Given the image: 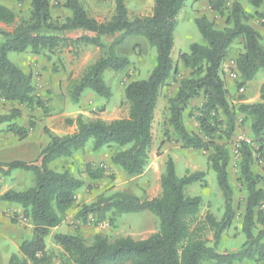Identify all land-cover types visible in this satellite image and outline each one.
Masks as SVG:
<instances>
[{
    "label": "trees",
    "instance_id": "trees-1",
    "mask_svg": "<svg viewBox=\"0 0 264 264\" xmlns=\"http://www.w3.org/2000/svg\"><path fill=\"white\" fill-rule=\"evenodd\" d=\"M14 1L18 5L28 3V14L27 18L18 19L11 8L0 3V23L12 27L8 32L0 29L3 38L0 42V100L4 102L47 111L46 102L36 95L32 75L8 60L7 55L11 52L29 51L39 55L44 51L80 45L98 48L99 57L78 79L70 80L67 85L68 97L73 104L79 103L85 91L104 99L110 98L111 91L102 76L106 70L121 73L129 68L128 59L114 51L127 37L145 38L156 50V65L146 80H133L125 85L123 95L128 104L127 117L106 122L78 115L74 120H67L68 125H75L71 134L57 136L44 130L48 142L33 161L0 163L3 176L13 170H24L30 171L34 177L32 187L24 191L8 190L0 196L2 202L19 206L23 217L32 226L30 237L20 242L17 254L10 255L8 264L51 262L45 238L74 208L76 192L84 186L83 181L70 171L53 170L51 164L55 161L72 157L92 140L94 153L103 148L112 149L110 162L125 176L135 178L143 174L149 163L157 99L166 82L175 79L179 66L189 73L178 79L177 90L168 99L166 125L172 129L182 148L200 150L206 155L207 168L215 173L223 197L220 220L207 213L203 222H198L201 198L185 193L188 186L204 181L206 172H186L178 177L174 161L168 157L159 178L161 190L158 196L141 200L133 194L116 192L83 205L76 213V218L81 221H85L88 215L101 221L108 212L148 211L158 218L156 232L143 240L120 237L109 241L96 234L93 242L87 244L75 229L74 234H54L53 242L70 264H243L246 260L264 264V175L252 170L256 162L264 174V82L259 89V101L244 103L246 99L241 96L233 104L228 99L222 70L231 44L240 39L242 52L236 57L233 68L239 76V85L251 81L259 71L264 72L261 36L250 26L253 16L240 0H208L211 12L225 16V27L216 29L205 15L196 17L194 22L206 45L192 44L190 52L181 53L175 65L170 57L173 33L177 15L186 0H154L149 16L134 18L128 16L124 0H114L113 13L103 22L89 16L80 0H62L61 7L69 12L63 18H53V0ZM245 1L255 11L264 9V0ZM104 38L113 40L107 43L103 42ZM196 99L201 101L200 105L188 112L190 103ZM186 112L195 119L197 132L187 130ZM20 116V110L13 109L8 115H0V125L6 124L7 132L23 140L33 123L30 121L28 128L19 126L16 121ZM240 118L249 124L250 135L258 143V148L253 149L249 143L241 141L236 148L239 159L237 180L245 192L241 215V232L245 241L235 251L219 252L220 238L231 227L236 214L229 181L230 151L227 144L233 138ZM85 174L91 180H100L104 171L87 164ZM203 227L212 231V244L201 236Z\"/></svg>",
    "mask_w": 264,
    "mask_h": 264
},
{
    "label": "rangeland",
    "instance_id": "rangeland-1",
    "mask_svg": "<svg viewBox=\"0 0 264 264\" xmlns=\"http://www.w3.org/2000/svg\"><path fill=\"white\" fill-rule=\"evenodd\" d=\"M80 2L89 16L97 19L98 22L108 20L113 13L114 0H80ZM124 2L128 11V16L134 18L138 16H149L152 12L154 0H124ZM240 2L248 13L255 17L251 18L252 22L256 20H260L261 22V20L264 19L263 8L255 11L245 0H240ZM0 3L11 8L16 13L18 19L27 18L28 3L25 5H18L14 0H0ZM62 3V0H53V9L51 10L53 18H63L69 15V12L61 7ZM255 13H261L263 16L259 17ZM202 15H205L207 19L214 24L216 29H223L226 25L225 16L221 17L209 10L208 0H186L176 18V26L173 33V47L170 54L173 65L178 63V57L181 53L187 54L190 52V46L192 44L206 45L194 22L196 17ZM6 29L10 30L12 27L6 26ZM112 40L113 38H104L103 42L109 43ZM2 41L3 38L0 36V42ZM260 42L264 46V39H261ZM71 48L72 50L71 52L69 51L68 55H64L63 49H56L53 52L44 51L39 55H34L29 51L20 54L11 52L7 55L11 63L17 67L23 68L25 66V73H30L32 75V84L35 87L36 95L43 96L42 99L46 102L47 111L43 112L37 107H31L29 109L23 105L18 106L0 100V115H8L13 109H19V107L23 110L27 109L25 115L27 117V122L29 123L31 121L33 123L31 129L34 130V139L38 141L43 137L48 141V137L44 130H49V128L45 124L35 123V120L38 119L39 122L43 123L45 118L54 117V121L58 122V125L64 124L65 126H69L67 124V119L69 118H64L63 114L66 112L70 114L75 113L76 106L78 107L81 103H85L86 105L85 110L89 112L90 116L88 119L94 120L99 117L101 113H104L102 117L107 122L113 119L127 117L128 104L124 100V95H122L125 85L133 80H146L156 65V50L145 38L140 36L127 37L120 45L115 47L114 51L116 55L128 59L130 64L129 68L121 73L106 70L102 76L103 81L111 91L110 98L104 99L90 91H85L79 103L73 104L68 97L67 85L70 80L78 79L88 65H84L85 67L83 66V52H80L82 50V45ZM240 52H242V41L236 39L231 44L227 57L222 64V69L224 70L223 78L228 91V99L231 103L236 104L239 97L244 96L248 102H257L259 101L260 86L264 82V72L259 71L251 81H248L242 86L239 85V77L237 79L231 77V74L234 73L233 63ZM188 73L189 71L179 66L178 74L175 79L172 78V80L177 85V80L187 76ZM241 88H244L243 92H240ZM167 98L168 97H164L159 102L157 121L153 128L152 153H155L157 156L165 153V161L168 157H171L174 161L175 173L178 177H182L186 172H206L204 181L188 186L185 193L191 197L198 196L201 198L202 205L197 219L198 222H203L207 213H211L216 220H220L223 213V197L217 186L215 173L209 171L207 168L206 155L200 150L182 148L181 143L173 134L172 129L166 125V120L162 122L164 115L163 102H168ZM199 103V99L193 100L189 105L188 112L189 110H194ZM87 106H89V108H87ZM32 119H34V121H32ZM184 122L187 130L197 132L196 121L192 116H188L187 112L184 115ZM5 132H7L5 124L0 125V135L2 134L3 138H5ZM241 141L249 143L253 149L258 148V143L250 135L249 124L243 123L240 118L237 122L236 132L231 141L227 144L230 151L228 168L229 181L233 190V207L236 214L231 227L226 230L220 238L217 246L219 252L235 251L239 249L245 241V236L241 232V215L244 208L245 192L244 188L237 180L239 159L236 148ZM91 146L92 140H89L83 150L76 152L70 158L58 159L51 165V168L55 171L68 170L74 177L81 180L85 179L88 185L83 189V192L80 193L76 209L70 210L66 214L67 220L65 223L62 222L56 231H52L51 229L49 235L45 238V243L48 246L47 251L51 253L50 264H70L66 262L60 248L53 242V235L56 233L74 234L75 231L71 229H78L85 238V242L91 244L96 234L107 237L109 241H113L120 237L143 240L158 229V218L148 211L122 214L108 212L101 221H97L92 215H88L85 221L82 220L83 222L76 218V213L83 205H90L96 202L99 197L107 198L116 192L133 194L141 200L149 198V195L145 192L143 183L138 178H128L122 171H111V173L107 171L108 174L105 178L97 180L96 182L90 181L85 174L86 165L91 164L94 168L104 169V165H106L110 153L112 152L111 148H103L99 152L94 153L91 150ZM29 147H31V144H29ZM33 147H36L34 141ZM165 148L167 150H165ZM23 156L25 159H29L30 157L28 154L24 155L21 153L20 147L11 144L9 150L0 151V160H2L0 163H5L3 160L9 162L15 160L22 161ZM97 159L99 161H95ZM153 167L155 168L154 171L157 172V164H154ZM252 170L256 174L264 175L262 167L256 162L253 164ZM18 171L19 170L11 171L12 176L9 178L11 183L10 187H13L16 191H24L32 187L34 185L33 174L28 171L31 178L22 176V174L13 176L18 173ZM3 177L6 178V176ZM147 180L148 188H153L154 180L151 179L150 176L147 177ZM5 182L0 183V193L5 190V186L7 187V185H9L8 182ZM2 205H8L9 208L2 207ZM14 207H18L19 210H14ZM0 224L3 226L1 232L3 234H8V237H10L7 241H0V264H8L9 258L7 259V257L12 254H17L18 252L17 247L13 245L15 240L11 237H19L16 243L19 242L20 244L22 240L30 237L32 226L30 222L23 217L22 209L19 206L8 204L1 200ZM2 233H0V235ZM200 234L212 244V231L210 229L203 227ZM202 264L213 263L204 262ZM243 264L261 263L254 260H246Z\"/></svg>",
    "mask_w": 264,
    "mask_h": 264
},
{
    "label": "crops",
    "instance_id": "crops-1",
    "mask_svg": "<svg viewBox=\"0 0 264 264\" xmlns=\"http://www.w3.org/2000/svg\"><path fill=\"white\" fill-rule=\"evenodd\" d=\"M253 18H255V17H253ZM95 20H97V19H95ZM263 22H264V19H262L261 22H260V20H258V21L256 20L255 22H252V20L249 21L250 26H252V28L260 34L261 39H264V23ZM0 29L1 30H4V31H7V32L8 31H11V29L10 30H7L6 29V25H4L2 23H0ZM71 50H72V48L71 47H68V48H63L62 51H64V55H68L69 51L71 52ZM82 50L80 52H83V56H82L83 57V59H82L83 60V66L84 65L85 66L90 65L100 55L99 49L96 48V47H94V46H82ZM19 68L24 71L25 66L23 68L22 67H19ZM174 86H175V88H174ZM176 90H177V85L174 83V81L172 80V78H170L166 82V84L160 90V94H159V97L157 99L156 108H155V111H154V117H153L152 129H151V133H152V143H153V128H154V124L157 121V115H158V109H159V102L164 97H168L167 100L169 98H172L174 96ZM172 91H173V93H172ZM39 96L41 98L43 97L42 95H39ZM166 103H167V101H166ZM166 103L163 102V104H164L163 105L164 115H163L162 122H164L165 120H167V117H168V104H166ZM200 103H201V101H200ZM200 103H199V105H200ZM244 103H251V102H248V100H246ZM253 103H255V102H253ZM199 105H197V106H199ZM85 108H86L85 103L84 104L81 103V104L78 105V107L76 106L75 113L70 114V113H67L66 112L65 114H63V117L64 118H69V120H74L78 115H83L84 117L90 118L89 112L87 110H85ZM87 108H89V106H87ZM19 110L21 111V116H20V119H18L16 121V123L19 126H22L24 128H28L27 117L25 116L27 109L26 110L25 109L23 110L22 108L19 107ZM127 114H128V110H127ZM103 115H104V113H101L100 116L97 117V118H95V119H101L103 121H106L102 117ZM54 120H55L54 117H47V118H45V120L43 121V123H41V122H39L38 119L35 120V121H34V119H32V121H34L37 124H45L49 128V130L52 133H54L55 135H57V136H63V135L71 134V133L74 132V130H75V125L74 124L69 125V126H65L64 124H62V125L59 124L58 125V122H55ZM113 120H115V119H113ZM110 121H112V120H110ZM110 121H108V122H110ZM5 126H6V124H5ZM28 129H29L28 136L25 139H23V140H19L18 137L14 136L11 132H5L6 133L5 138H3V135L1 134L0 135V151H2V150L3 151H7V150H9V146L11 144H14V146L17 145L18 147H20L21 153H23L24 155H27V154L30 155L29 159H25L24 156H23V159H22L23 162H30V161L34 160L39 155L40 151L47 144L48 141L44 137L41 138L39 141L37 139H34V135H33L34 134V130L31 129V128H28ZM33 141L35 142L36 147H33ZM29 144H31V147H29ZM152 147L153 146L151 145V148H150V151H149V163H148V166L145 168L143 174H141L138 177H135V178H138L143 183L145 192H146L147 195H149V198L148 199L154 198V197H156V196H158L160 194V190L161 189H160V185H159V178H160V175H161V173H162V171L164 169V163H165V153L157 156L155 153L154 154L152 153ZM33 150H35V151H33ZM165 150H167V149L165 148ZM0 161H2V160H0ZM3 161L5 163L9 162V161H6V160H3ZM95 161H99V160L97 159ZM154 164H157V172L154 171L155 170V168L153 167ZM104 169H103V171H104L103 178H105V176L108 174L107 171H109V173H111V171L121 172V170L118 167H116V166H114V165L111 164L109 158H108V161L106 162V165H104ZM20 174H22V176H27V178H31V175L29 174V172L28 171H24V170H19L18 173L14 174L13 176L20 175ZM11 176H12V172H10V174L7 175L6 178H4L2 174H0V183L5 182V181H6L5 183H7V182L9 183V185H7V187L5 186V190L2 191L0 193V195H2L3 193H5L8 190H14V191H16L13 187H10V184L11 183H10L9 178ZM148 176H150L151 179L154 180V182H153V188H148V180H147V177ZM89 180L90 181H95V182L97 181V180H91V179H89ZM82 181L84 182V186H83V188H81L79 191L76 192V195H75L76 202H75V206H74L73 209H76V206H77V203H78V199H79V195H80L81 192H83V189L85 187H87V185H88L87 184V181H85V179L82 180ZM2 207H6V208L8 207L9 208L8 205H6V206L5 205H2ZM14 210H19V208L18 207H14ZM66 220H67V217H65V219L63 220V222L65 223ZM2 227L3 226H1V224H0V233H2L1 232L2 231ZM57 228H58V226L55 227V228H53L52 231H56ZM71 230L74 231L73 228ZM54 233H56V232H54ZM79 233L82 235L81 231H79ZM0 236H1L0 237V241H2V240L7 241V239H10V237H8V234H5V233L4 234L2 233ZM11 238H13L15 240V242H13V245H15L17 247V249H18L19 242L18 243H16V242L18 241V238L19 237L16 236L15 238L14 237H11ZM47 247L48 246L46 245V250H47ZM9 257H10V255L7 257V259Z\"/></svg>",
    "mask_w": 264,
    "mask_h": 264
},
{
    "label": "built area",
    "instance_id": "built-area-1",
    "mask_svg": "<svg viewBox=\"0 0 264 264\" xmlns=\"http://www.w3.org/2000/svg\"><path fill=\"white\" fill-rule=\"evenodd\" d=\"M231 77H232L233 79H237L239 76H238V74H237L236 72H234V73L231 74ZM243 91H244V88H241V89H240V92H243Z\"/></svg>",
    "mask_w": 264,
    "mask_h": 264
}]
</instances>
